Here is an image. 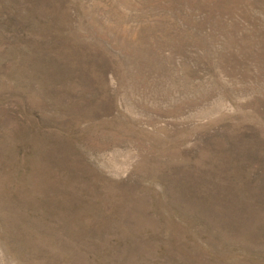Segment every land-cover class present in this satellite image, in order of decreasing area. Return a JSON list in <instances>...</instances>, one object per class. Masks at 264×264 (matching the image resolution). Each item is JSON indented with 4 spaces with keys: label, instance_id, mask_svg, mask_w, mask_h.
<instances>
[{
    "label": "rangeland",
    "instance_id": "obj_1",
    "mask_svg": "<svg viewBox=\"0 0 264 264\" xmlns=\"http://www.w3.org/2000/svg\"><path fill=\"white\" fill-rule=\"evenodd\" d=\"M0 264H264V0H0Z\"/></svg>",
    "mask_w": 264,
    "mask_h": 264
}]
</instances>
